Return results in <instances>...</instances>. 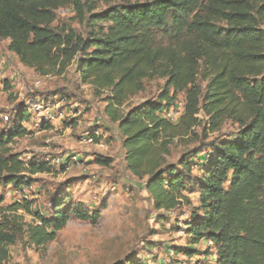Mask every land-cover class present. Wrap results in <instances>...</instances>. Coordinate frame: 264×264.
Here are the masks:
<instances>
[{"label": "trees", "instance_id": "trees-1", "mask_svg": "<svg viewBox=\"0 0 264 264\" xmlns=\"http://www.w3.org/2000/svg\"><path fill=\"white\" fill-rule=\"evenodd\" d=\"M65 9L80 31L56 22ZM263 26L264 0H0V41H7V50L41 77L72 67L83 85L104 95L126 167L143 181L155 208L190 209L184 221L190 243L175 255H202L211 264H264ZM154 80L162 81L157 96L129 106ZM178 95L183 108L171 122L164 113L177 109ZM1 116L0 188L22 192L31 176L50 173L52 165L25 163L10 149L30 134L23 126L30 118L25 108L14 120ZM200 117L203 133H218L226 124L234 130L210 144L203 160L196 148L167 162L171 141L194 134ZM95 163L110 167L112 160L96 156ZM2 199L0 264L8 261L19 230L7 212L32 213L26 235L36 247L54 241L71 218L94 223L100 216L80 204L67 206L65 199L55 200L47 216L32 212L25 200L5 208ZM202 242L207 248L199 252Z\"/></svg>", "mask_w": 264, "mask_h": 264}, {"label": "rangeland", "instance_id": "rangeland-1", "mask_svg": "<svg viewBox=\"0 0 264 264\" xmlns=\"http://www.w3.org/2000/svg\"><path fill=\"white\" fill-rule=\"evenodd\" d=\"M104 7L98 4V10ZM73 15L68 9L61 10L56 22L80 31L81 27L70 20ZM7 45V41H0V112L12 120L23 108L30 114L23 124L30 134L16 139L10 149L25 163L49 162L52 171L31 176L33 182L25 188L26 193L0 188L3 207L25 200L32 212L47 216L55 200L65 199L67 206L80 204L90 213L99 211L100 216L94 223L71 218L54 241L36 247L26 235L27 226L34 222L32 213L22 209L5 213L19 227L5 264H211L202 255L191 259L175 255V250H184L190 243L184 227L190 209L187 205L171 212L155 208L143 181L126 167L117 125L104 112V95L96 96L83 85L72 67L60 76L36 75L7 50ZM161 85L160 80L146 82L144 91L131 99L129 106L153 100ZM177 100L181 113L183 95ZM36 101L43 102L44 112L29 110L30 103ZM46 114L51 116L48 121L43 120ZM200 119L194 134L171 141L167 162L175 164L182 154L196 148L201 149L198 157L202 159L211 150L210 144L226 139L234 130L226 124L218 133H203L205 119ZM93 135L96 139L87 142ZM96 156L109 158L112 165L98 166ZM73 157L76 160L71 159L65 170L52 164L54 159L64 163ZM192 174L198 176V168ZM188 198L195 204L197 195L188 193ZM195 248L204 252L207 246L202 242Z\"/></svg>", "mask_w": 264, "mask_h": 264}, {"label": "built area", "instance_id": "built-area-1", "mask_svg": "<svg viewBox=\"0 0 264 264\" xmlns=\"http://www.w3.org/2000/svg\"><path fill=\"white\" fill-rule=\"evenodd\" d=\"M42 103H43L42 101L31 102L29 105V110L31 112H35V113H41L42 111L44 112V105ZM179 107H180V105H178L176 110H170L169 112L164 113V117H166L170 121H173V118H175V117L178 118V116L180 115ZM46 115H47V117L45 116L43 118V120L48 121V119H50L51 116H50V114H46ZM1 117H2L4 122H8L7 116L2 115ZM94 139H95V136L93 135L87 139V142L92 143L94 141ZM72 159H73V161L76 160L75 157H73ZM52 164H55V166L60 167V165L63 164V162L60 159H54V160H52ZM22 192L26 193V190L24 189ZM24 198L26 199L27 197L24 196Z\"/></svg>", "mask_w": 264, "mask_h": 264}]
</instances>
